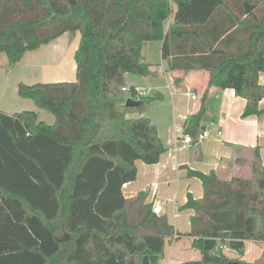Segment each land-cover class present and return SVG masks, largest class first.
<instances>
[{
    "label": "trees",
    "instance_id": "trees-1",
    "mask_svg": "<svg viewBox=\"0 0 264 264\" xmlns=\"http://www.w3.org/2000/svg\"><path fill=\"white\" fill-rule=\"evenodd\" d=\"M171 2L176 11L165 30ZM76 31L75 80L16 87L54 122L38 120L34 110H0V264H140L180 234L146 193L122 191L136 179V160L154 164L165 149L148 117L127 114L121 90L125 72H150L140 59L144 42L162 40V57L174 55L172 69L208 71L185 133L202 130L209 87L233 88L245 99L244 116L257 113L264 96V0H0V55L9 65ZM250 165L248 178L194 172L203 195L185 203L194 210L188 235L237 229L244 239L264 241L257 149Z\"/></svg>",
    "mask_w": 264,
    "mask_h": 264
},
{
    "label": "crops",
    "instance_id": "crops-1",
    "mask_svg": "<svg viewBox=\"0 0 264 264\" xmlns=\"http://www.w3.org/2000/svg\"><path fill=\"white\" fill-rule=\"evenodd\" d=\"M171 7V13L164 20L165 30L176 11L173 2ZM78 43V31L65 32L49 43L25 52L13 65L7 63L3 77H0V110L11 114L19 112L15 111L18 104L23 108H31V102L35 105L31 99L19 95L21 100L12 98L11 102H4L9 89L17 92L18 82L75 80L74 52ZM161 45L162 40L144 42L140 59L149 64L150 72H125L124 80L148 89L150 100L167 101L166 106L154 115H145L142 108H135L138 104L127 106L131 107L127 111L129 116L143 115L151 120L165 149L154 164L136 160V179L123 184L122 191L125 197L146 193V201L151 203L153 211L165 215L176 234H180L165 239L162 253L142 255L140 264H221L222 255L230 260L264 264V241L244 239L240 230L209 232L203 237L188 235L194 210L185 206L188 198L198 200L203 195L202 182L194 172L208 174L213 171L222 180L248 178L255 149L264 165V96L258 102V112L244 116L245 99L233 88L209 87L200 121V128L208 130L209 136L183 144L180 141L183 122L188 114L200 108L209 74L205 69L170 68V59L174 55L163 58ZM18 64L27 73L16 78L12 74ZM258 81L264 85V70L259 72ZM191 92L196 98L191 97ZM36 113L38 117L39 111ZM46 118L44 122H54V116Z\"/></svg>",
    "mask_w": 264,
    "mask_h": 264
},
{
    "label": "rangeland",
    "instance_id": "rangeland-1",
    "mask_svg": "<svg viewBox=\"0 0 264 264\" xmlns=\"http://www.w3.org/2000/svg\"><path fill=\"white\" fill-rule=\"evenodd\" d=\"M8 63L5 54H1L0 56V77H3L4 74V70H5V65ZM16 69H14L12 76L18 78V77H22L21 74L27 73L25 72L24 69H22L19 64L16 65L15 67ZM38 82V81H36ZM26 83V82H25ZM35 83V82H34ZM124 98H128V94L127 93H123ZM7 97V98H6ZM5 97V101L11 102L12 98L14 99H19V96L17 94V92H15L13 89H9V91L7 92V96ZM16 99V100H17ZM21 100V99H19ZM24 102H31V101H24ZM166 103H164L162 100H158V99H151L150 100V96H145L144 101L142 102V104L140 105V107H138L139 109L142 108L143 112L145 113V115H154L156 113H159V111L163 108V106H166L167 101L165 100ZM32 105H29L31 108H23L24 106L18 104L17 105V110L15 111H22V110H34V111H39V116H38V120H46V116H51L53 117L52 113H50L47 110L44 109H38L35 105H33V103H29ZM11 111V110H10Z\"/></svg>",
    "mask_w": 264,
    "mask_h": 264
},
{
    "label": "built area",
    "instance_id": "built-area-1",
    "mask_svg": "<svg viewBox=\"0 0 264 264\" xmlns=\"http://www.w3.org/2000/svg\"><path fill=\"white\" fill-rule=\"evenodd\" d=\"M121 90L124 93H127L128 96L133 98V99L145 98V96H148V94H149L148 89H146L142 86L130 85V84L126 83L125 80H124V84L121 86ZM191 97L196 98V95L193 92H191ZM217 134H220V131H218ZM208 136H209V132L206 129L199 131L195 136H192L191 134L185 133L183 131L180 141L183 144H190L193 141H201V140L207 138ZM220 248L222 249L223 246H220Z\"/></svg>",
    "mask_w": 264,
    "mask_h": 264
},
{
    "label": "water",
    "instance_id": "water-1",
    "mask_svg": "<svg viewBox=\"0 0 264 264\" xmlns=\"http://www.w3.org/2000/svg\"><path fill=\"white\" fill-rule=\"evenodd\" d=\"M140 103V100L139 99H133V98H131V97H128V98H126V100H125V105L126 106H136L137 104H139ZM66 239V238H65ZM227 264H238V262L237 261H233V260H231V261H229Z\"/></svg>",
    "mask_w": 264,
    "mask_h": 264
}]
</instances>
